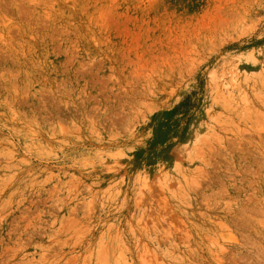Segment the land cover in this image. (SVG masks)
I'll return each instance as SVG.
<instances>
[{
	"label": "rangeland",
	"instance_id": "374dc122",
	"mask_svg": "<svg viewBox=\"0 0 264 264\" xmlns=\"http://www.w3.org/2000/svg\"><path fill=\"white\" fill-rule=\"evenodd\" d=\"M0 264H264V0H0Z\"/></svg>",
	"mask_w": 264,
	"mask_h": 264
}]
</instances>
